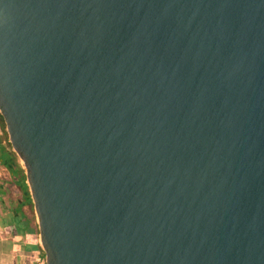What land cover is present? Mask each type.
Segmentation results:
<instances>
[{"label": "water", "instance_id": "95a60500", "mask_svg": "<svg viewBox=\"0 0 264 264\" xmlns=\"http://www.w3.org/2000/svg\"><path fill=\"white\" fill-rule=\"evenodd\" d=\"M0 114L46 264H264V0H0Z\"/></svg>", "mask_w": 264, "mask_h": 264}, {"label": "crops", "instance_id": "0c3cea01", "mask_svg": "<svg viewBox=\"0 0 264 264\" xmlns=\"http://www.w3.org/2000/svg\"><path fill=\"white\" fill-rule=\"evenodd\" d=\"M11 153L6 127L0 120V264H46L32 199L24 197L19 185L22 174L11 172L4 164Z\"/></svg>", "mask_w": 264, "mask_h": 264}, {"label": "trees", "instance_id": "16d2710c", "mask_svg": "<svg viewBox=\"0 0 264 264\" xmlns=\"http://www.w3.org/2000/svg\"><path fill=\"white\" fill-rule=\"evenodd\" d=\"M0 120L2 122V125L3 127L5 128L6 125H5V122H4V119L3 117L1 116L0 114ZM5 166L11 171V172H14L15 170L18 171V174H22V183H20V187L21 189L23 190V193H24V197L25 198H28V199H31V195H30V192H29V187L26 183V175H25V170L21 167V165H19L16 161V158L14 156V153L10 154L9 158L7 159V161H5ZM37 229V228H36ZM37 231V230H36ZM35 231V232H36ZM37 233V232H36Z\"/></svg>", "mask_w": 264, "mask_h": 264}, {"label": "rangeland", "instance_id": "374dc122", "mask_svg": "<svg viewBox=\"0 0 264 264\" xmlns=\"http://www.w3.org/2000/svg\"><path fill=\"white\" fill-rule=\"evenodd\" d=\"M8 135V134H7ZM10 143V142H9ZM11 146V145H10ZM18 158V157H17ZM19 159V158H18ZM19 161H20V159H19ZM20 164H21V161H20Z\"/></svg>", "mask_w": 264, "mask_h": 264}]
</instances>
